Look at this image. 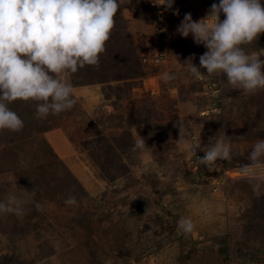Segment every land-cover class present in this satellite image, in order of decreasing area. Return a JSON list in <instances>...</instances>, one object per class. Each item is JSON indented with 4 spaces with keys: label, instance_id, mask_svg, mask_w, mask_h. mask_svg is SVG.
<instances>
[{
    "label": "rangeland",
    "instance_id": "1",
    "mask_svg": "<svg viewBox=\"0 0 264 264\" xmlns=\"http://www.w3.org/2000/svg\"><path fill=\"white\" fill-rule=\"evenodd\" d=\"M150 2L118 0L102 64L62 73L77 99L72 110L37 119L36 102L9 105L24 128L0 131V201L26 203L22 215L0 214V264H264V187L255 193L241 172L264 139V90L245 95L202 68L194 77L183 64L194 54L200 67L206 47L192 35L164 41ZM161 41L163 61L144 65L140 56ZM262 50L264 34L246 46ZM140 136L148 147L134 151ZM221 137L232 160L210 171L189 146ZM66 145L72 153L62 159L55 150ZM70 196L76 205L65 204ZM181 218L192 219V234L178 230Z\"/></svg>",
    "mask_w": 264,
    "mask_h": 264
},
{
    "label": "clouds",
    "instance_id": "2",
    "mask_svg": "<svg viewBox=\"0 0 264 264\" xmlns=\"http://www.w3.org/2000/svg\"><path fill=\"white\" fill-rule=\"evenodd\" d=\"M157 4L172 9L174 0ZM118 8V0H0V131L19 132L24 128V121L9 107L18 100L36 102L37 119L58 116L75 107L73 86L62 73L74 74L85 66H99ZM174 14L179 15V11ZM176 31L184 38L192 35L196 44L207 49L199 57L200 67L192 62L194 54L183 64L194 77L205 74L202 68L207 75L226 77L233 89L245 95L264 90V50L259 56L246 51V46L264 34L261 0H219L199 21L185 13ZM177 126L178 142L184 143L182 122ZM147 147L140 136L133 150ZM189 149L196 156L197 149L204 152L198 163L210 171L218 160H232L231 144L223 137L213 139L208 147L201 149L197 143ZM247 159L250 163L243 164L241 172L259 194L264 187V139L257 140ZM25 203L23 198L10 196L0 201V214L22 215ZM65 204L76 205L77 201L70 196ZM36 208L42 210L40 204ZM177 228L189 235L195 224L191 218H181Z\"/></svg>",
    "mask_w": 264,
    "mask_h": 264
},
{
    "label": "crops",
    "instance_id": "3",
    "mask_svg": "<svg viewBox=\"0 0 264 264\" xmlns=\"http://www.w3.org/2000/svg\"><path fill=\"white\" fill-rule=\"evenodd\" d=\"M202 1H205V2H202ZM164 2V0H158L157 2H156V0H151V2H150V7L149 8H151L150 10L152 11V9H153V11H154V20L153 21H157V20H155L156 19V16H157V12H159V10L161 9V7H160V5L159 4H157V3H163ZM206 2H209L210 3V5H212L213 4V0H174V4H173V7H172V9H168V8H166L168 11H169V14H171V18L172 17H176L175 19V21L174 20H172V19H170V21H171V23H173L174 24V29H173V33H174V36H172L169 40H170V42L172 43V41L173 40H171V39H173L174 37H175V34H176V37L178 36L177 35V31H176V29H177V26L181 23V21L183 20V18H184V15H185V13H192L193 12V15H195L196 14V12H195V10H197V4H200V6H202V8L204 7V5H205V3ZM147 4V3H146ZM139 7H141L140 9V11H142L143 12V16L145 17V16H147L148 15V13H147V10L145 9V7H147V5L146 6H144V4L142 3V6H139ZM166 7V6H165ZM176 10H178L179 11V15H175L174 13H175V11ZM198 13H197V15H199V20H200V18H201V15L203 14V9L200 11V9L198 8V11H197ZM206 14H209V12H206ZM192 15V14H191ZM142 16V17H143ZM125 17H126V15H125ZM142 17H140V19L139 20H144V18H142ZM127 18V17H126ZM138 18V17H137ZM155 24H156V22L154 23V25H152L153 26V28L155 27ZM138 25V24H137ZM151 26V25H150ZM149 26V27H150ZM152 28V29H153ZM153 31H156V30H153ZM149 78V77H148ZM150 79V78H149ZM145 83V82H144ZM151 87V86H150ZM151 88H154L153 86L151 87ZM58 131H50L49 133H48V135L47 136H49V138H51L52 140H54V141H56V137L58 136Z\"/></svg>",
    "mask_w": 264,
    "mask_h": 264
},
{
    "label": "built area",
    "instance_id": "4",
    "mask_svg": "<svg viewBox=\"0 0 264 264\" xmlns=\"http://www.w3.org/2000/svg\"><path fill=\"white\" fill-rule=\"evenodd\" d=\"M161 7V5H160ZM210 8H207V11L205 10V7L203 8V14L201 15L202 18H206L208 14H206V12H209ZM158 19L156 21V25H155V30L157 33L162 34V39L165 41V38L163 36L166 37V40L170 39L172 37V33H173V29H174V24L171 23L169 17V11L166 9L165 6H163L159 12H158ZM165 49L162 48L159 52H157V54L155 56L152 57H145L144 61L145 62H150L153 63L155 65H159L164 57H165Z\"/></svg>",
    "mask_w": 264,
    "mask_h": 264
},
{
    "label": "trees",
    "instance_id": "5",
    "mask_svg": "<svg viewBox=\"0 0 264 264\" xmlns=\"http://www.w3.org/2000/svg\"><path fill=\"white\" fill-rule=\"evenodd\" d=\"M162 43H163V41H161V45L156 50H154L152 53H150L151 56H145L146 54L140 56V59H141V61H142V63L144 65H146V66L155 65L153 63L152 64H147V63L143 62V60H144L145 57L155 56L157 54V52H159L163 48ZM99 64H102V62H100ZM84 129H86V127H84ZM55 152L62 159H66L67 157H70L71 153H72V151H71V149L69 148L68 145H66V147H64V146L59 147V149L55 150ZM203 155L204 154L201 153V156H203ZM201 156L199 155L198 157H201ZM198 157L195 158L197 162H198ZM213 185H215V184H213Z\"/></svg>",
    "mask_w": 264,
    "mask_h": 264
}]
</instances>
